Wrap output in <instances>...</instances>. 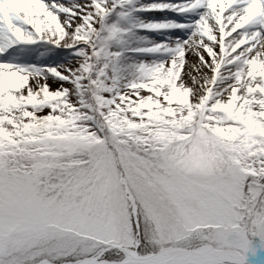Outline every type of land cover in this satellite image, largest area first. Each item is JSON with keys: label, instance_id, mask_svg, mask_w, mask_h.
I'll list each match as a JSON object with an SVG mask.
<instances>
[{"label": "snow or ice", "instance_id": "6c2138e0", "mask_svg": "<svg viewBox=\"0 0 264 264\" xmlns=\"http://www.w3.org/2000/svg\"><path fill=\"white\" fill-rule=\"evenodd\" d=\"M0 264H264V0H0Z\"/></svg>", "mask_w": 264, "mask_h": 264}]
</instances>
